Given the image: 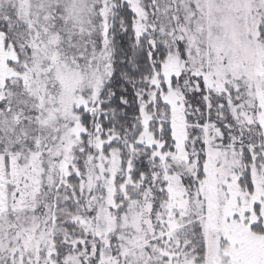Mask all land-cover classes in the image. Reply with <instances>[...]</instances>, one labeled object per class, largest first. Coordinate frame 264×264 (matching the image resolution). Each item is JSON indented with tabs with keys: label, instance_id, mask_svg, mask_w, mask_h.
Listing matches in <instances>:
<instances>
[{
	"label": "snow or ice",
	"instance_id": "snow-or-ice-1",
	"mask_svg": "<svg viewBox=\"0 0 264 264\" xmlns=\"http://www.w3.org/2000/svg\"><path fill=\"white\" fill-rule=\"evenodd\" d=\"M0 264H264V0H0Z\"/></svg>",
	"mask_w": 264,
	"mask_h": 264
}]
</instances>
